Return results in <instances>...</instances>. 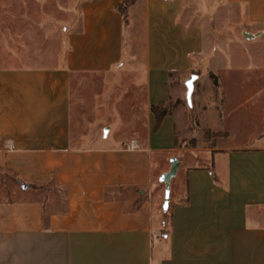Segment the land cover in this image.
<instances>
[{
	"label": "crops",
	"instance_id": "1",
	"mask_svg": "<svg viewBox=\"0 0 264 264\" xmlns=\"http://www.w3.org/2000/svg\"><path fill=\"white\" fill-rule=\"evenodd\" d=\"M130 1L0 0V264H264V0Z\"/></svg>",
	"mask_w": 264,
	"mask_h": 264
},
{
	"label": "rangeland",
	"instance_id": "2",
	"mask_svg": "<svg viewBox=\"0 0 264 264\" xmlns=\"http://www.w3.org/2000/svg\"><path fill=\"white\" fill-rule=\"evenodd\" d=\"M5 1H13V0H5ZM65 1H68V0H65ZM193 3V2H192ZM41 8H37V11L40 13L41 12ZM197 12L198 13H201V10H197ZM10 16H13V15H11L10 14ZM42 23L41 22H39V24H38V26L41 28L42 27ZM241 26H243V25H236V24H233V25H231V27H230V33L231 34H233V35H238V30H239V28L241 27ZM212 27V26H211ZM217 30V29H216ZM223 31H222V34L223 33H227L228 31V29L227 28H224V29H222ZM5 31H10V34H12V32H13V24H9L8 22H7V24L5 25ZM9 49L12 51L13 50V42L11 41V42H9ZM75 87H76V85H74V87H73V90H75ZM115 95H117V96H119L120 94L117 92L116 93V91H115V93H114V96ZM213 97H214V95H212ZM213 99V98H212ZM176 101L175 100H172L170 103H169V105L167 106L168 107V110H173L174 108H176V106H178L179 105V102L178 103H176ZM193 103L194 104H196V101L195 100H193ZM192 108H194L193 107V105H192ZM199 124V123H198ZM191 129H190V131H191V133H192V137H190L188 140H187V146H195L196 144H197V142L199 141L201 144L202 143H207V142H210L211 140H213L214 138H216V137H218L219 135L217 134V133H213L212 131H201L200 129H197V125H196V120H193V123H191V127H190ZM242 132V134L244 135L245 133H252L253 131H241ZM242 135V137L241 138H243L244 136Z\"/></svg>",
	"mask_w": 264,
	"mask_h": 264
},
{
	"label": "water",
	"instance_id": "3",
	"mask_svg": "<svg viewBox=\"0 0 264 264\" xmlns=\"http://www.w3.org/2000/svg\"><path fill=\"white\" fill-rule=\"evenodd\" d=\"M172 168L170 170L169 173L165 174L162 177V181L165 183L166 185V198L167 200H169L170 198V193H171V181L173 178L176 177L177 175V171L179 169V161L177 159H174L172 162ZM24 188H26L25 185H23Z\"/></svg>",
	"mask_w": 264,
	"mask_h": 264
},
{
	"label": "trees",
	"instance_id": "4",
	"mask_svg": "<svg viewBox=\"0 0 264 264\" xmlns=\"http://www.w3.org/2000/svg\"><path fill=\"white\" fill-rule=\"evenodd\" d=\"M135 0H132V1H130V2H128V3H126V4H124L125 5V8L128 6V5H130V4H132L133 2H134ZM119 9H121L122 10V8H119ZM123 11V10H122ZM152 110H153V112L157 115V118H158V122L160 123L161 122V120L168 114V112H169V110H168V108L167 107H164V106H153L152 107Z\"/></svg>",
	"mask_w": 264,
	"mask_h": 264
}]
</instances>
